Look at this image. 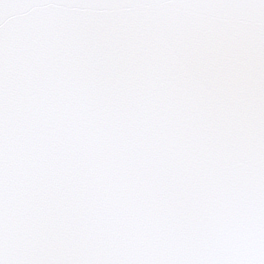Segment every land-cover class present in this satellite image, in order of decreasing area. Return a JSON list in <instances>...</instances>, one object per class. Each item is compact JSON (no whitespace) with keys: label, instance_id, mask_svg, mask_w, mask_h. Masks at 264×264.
Instances as JSON below:
<instances>
[{"label":"snow or ice","instance_id":"6c2138e0","mask_svg":"<svg viewBox=\"0 0 264 264\" xmlns=\"http://www.w3.org/2000/svg\"><path fill=\"white\" fill-rule=\"evenodd\" d=\"M0 264H264V0H0Z\"/></svg>","mask_w":264,"mask_h":264}]
</instances>
